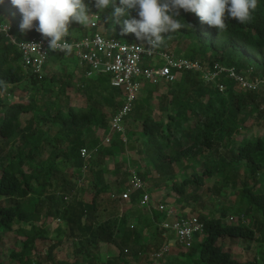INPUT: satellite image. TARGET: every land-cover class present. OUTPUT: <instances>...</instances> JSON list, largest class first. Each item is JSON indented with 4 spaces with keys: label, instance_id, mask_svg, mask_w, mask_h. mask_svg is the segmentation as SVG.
Here are the masks:
<instances>
[{
    "label": "trees",
    "instance_id": "obj_1",
    "mask_svg": "<svg viewBox=\"0 0 264 264\" xmlns=\"http://www.w3.org/2000/svg\"><path fill=\"white\" fill-rule=\"evenodd\" d=\"M116 3L120 6L119 0ZM89 8L90 18L96 17L94 31L123 42H145L134 33H124V17L111 19V8L102 12L91 4ZM129 11L139 19L137 9ZM21 19L10 0L0 2V24L8 23L11 35L20 40L40 34L35 28L22 33ZM178 19L186 26L164 34L158 49L198 58L202 66L219 61L249 78L264 76V0H258L250 22L229 20L227 31L220 34L195 13L181 9ZM87 33L88 24L73 21L67 37ZM67 58L77 63L70 53L50 51L44 68L49 63L52 67L66 65ZM69 70L64 76L61 71L48 74L47 70L38 77L22 65L21 53L10 39L0 34V241L13 229L20 236L0 264H126L127 258L146 256L168 241L158 237L163 232L160 228L151 236L156 246L150 248L124 223L125 211L138 202L141 190L123 199L127 171L119 166L106 173V156L116 157L115 148L134 152L130 163L148 190L174 194V206L180 213L195 214L203 224L188 249L174 253L181 249L176 242L180 248L170 246L161 264H263L260 256L239 260L219 240H257L264 258V131L253 134L243 130L241 122L247 114L264 121L260 109L264 87L248 90L226 79L225 89L219 91L194 71H184L166 83V93L161 94L157 93L159 85L143 81L145 94L125 117V121L131 117L139 131L132 130L126 144L112 133L109 145L86 160L80 148L96 145L108 132L123 92L111 85L110 73L87 76L82 68L76 89L84 102L73 105L67 91L74 85ZM16 89L26 90L25 95L16 96ZM150 109H157L160 116H153ZM23 113H30L24 124L20 120ZM90 128L96 135L89 140ZM66 162H70V171ZM225 191L235 197V204H221L219 213L207 209ZM229 211L237 217L231 223L225 219ZM159 212L152 209L146 219L159 222L164 217ZM45 218L62 220L57 235L50 237ZM139 221L144 222L141 216ZM124 224L127 229L121 230ZM62 243H68V251L58 257ZM107 243L116 246L118 255L100 258L101 245Z\"/></svg>",
    "mask_w": 264,
    "mask_h": 264
},
{
    "label": "built area",
    "instance_id": "obj_2",
    "mask_svg": "<svg viewBox=\"0 0 264 264\" xmlns=\"http://www.w3.org/2000/svg\"><path fill=\"white\" fill-rule=\"evenodd\" d=\"M8 25V23L0 24V34H5L20 51L22 65L29 67L34 74L41 77L49 52L52 51L48 47V39L44 38L42 34L16 39L9 33L10 26L7 30ZM96 25V17H92L88 24L90 32L87 35L80 38L65 37V40L71 45L70 54L75 56L87 76L101 71L110 73V83L122 89L123 100L117 112L110 118L108 132L102 136V139L96 145L80 148V155L86 160L96 155L101 146L110 143L112 133H117L123 144L127 143L125 117L132 111L144 82L156 85L166 84L176 80L184 71H194L199 73L205 82L214 84L219 91L225 89L226 79L233 80L239 87L248 90H258L264 87V76L249 78L234 67L220 62L202 66L198 58L177 55L169 50L151 49L146 42H123L114 36L105 37L99 31L93 30ZM53 52L69 54L60 50ZM145 60L146 63H143ZM260 109L264 113V104L260 106ZM128 162L124 167L127 171V186L122 191L121 197L129 199L130 193L140 189L137 205L149 212L156 209L164 214L163 219L158 223L159 227L163 229V235L170 231L176 242L183 248H188L194 233L202 231V222L195 214L183 215L172 204L154 201L136 167ZM85 167L84 164L82 171ZM78 181H81V178ZM236 219L237 217L232 214L226 217L228 223L234 222ZM57 220L59 219L57 218ZM170 246V242L165 243L160 249L153 251L150 257L161 258L169 251Z\"/></svg>",
    "mask_w": 264,
    "mask_h": 264
},
{
    "label": "clouds",
    "instance_id": "obj_3",
    "mask_svg": "<svg viewBox=\"0 0 264 264\" xmlns=\"http://www.w3.org/2000/svg\"><path fill=\"white\" fill-rule=\"evenodd\" d=\"M10 2L21 13L19 28L22 33L35 28V31L48 39L50 50L67 53L71 52V45L65 40L69 34V25L73 21L82 26L89 24L92 18L89 15L90 4L101 12L111 8V19L115 21L124 17L123 32L134 33L138 40L145 41L151 49L158 48L164 43V34L186 26L178 19L181 9L195 13L201 22L216 28L220 34L227 31L229 20L234 19L241 24L250 22L253 12L258 7V0H119L120 6H117L116 0H89L87 4L85 0H10ZM131 9H137L139 19L131 15L129 11ZM34 21H38V24L34 25ZM8 27L9 25L7 30ZM187 27L193 26L187 24ZM35 45L40 47L38 44ZM171 52L176 53L173 49ZM181 248L185 249L182 246ZM152 252L146 255L151 262L155 260L150 257Z\"/></svg>",
    "mask_w": 264,
    "mask_h": 264
},
{
    "label": "rangeland",
    "instance_id": "obj_4",
    "mask_svg": "<svg viewBox=\"0 0 264 264\" xmlns=\"http://www.w3.org/2000/svg\"><path fill=\"white\" fill-rule=\"evenodd\" d=\"M188 41H185V44H187ZM66 65L63 62V64H61L60 66L56 65L55 66H51V64L49 63L48 65L45 66L43 72L47 73V70L49 71L48 74H51L52 72H56L58 73L59 71H61V75L67 73L65 72V70H69L73 73V82L74 85H71L67 88V91L70 95V101L71 104L73 105H82L83 104V95L76 89V84L78 83V75H80L81 71L80 69H82L83 67H81L78 63H76V60L73 58H67L66 59ZM78 66H80V69L78 68ZM73 69V70H72ZM76 75V76H75ZM64 76V75H63ZM158 92L159 94L161 93H166L167 90V84H160L158 86ZM26 90H21V89H16L15 94L16 96L20 97L25 95ZM145 94V90L141 89L139 92V96H142ZM155 97L157 96L156 94L154 95ZM151 110V114L153 116H155L156 118H158L160 116V112L157 111V109H150ZM132 112V111H131ZM30 113H23L20 116V120L22 122V124H24V122L26 121V119L29 117ZM242 127L243 130L247 129V131H250L251 133H256V134H262V132L264 131V121L261 120L259 117H256L255 115H251V114H247L245 115L242 119ZM124 125H125V130H126V136L128 137V139L132 136V134H130V132L134 129L138 130V126L135 123V121L130 117L128 118L126 121H124ZM89 129V128H88ZM92 128H90V133H87V139H91L94 137V135H96V130H91ZM139 131V130H138ZM137 131V132H138ZM90 135V136H89ZM118 138V137H117ZM109 145V144H107ZM119 149V148H118ZM117 155L116 157H110V156H106L105 159V163L103 165V167H105L106 169V173L108 174L109 169H113L114 167H119L121 166V169L123 170L125 167L126 162H128V160H132L133 157H135L134 152L132 150H128L125 151V153L120 152V150H114ZM128 153V155H127ZM137 157V156H136ZM135 159V158H134ZM130 163V162H128ZM118 164V165H117ZM66 168L67 170L70 171V169L72 168L70 165V162H66ZM127 166V164H126ZM111 177V176H110ZM109 177V178H110ZM111 179H113L111 177ZM127 179V177H126ZM151 187V186H150ZM149 194L152 196V198L154 199V201L156 202H165V203H169L172 205H175L174 203V197L175 195L172 193H166L165 190L163 189H159V190H148ZM226 193H224V195H222L217 201L209 202L207 209L213 208L215 213H219L221 211L220 205L221 204H225L227 206L232 207L235 202L234 196H231L229 194V191H225ZM178 209V208H177ZM126 214V221L124 223H126L127 228H130L131 230H134L135 235L138 237L139 241H145L143 243H148L150 244V248H154L156 245H154V243L152 242V235H154L157 231V228L160 230L159 225L154 224V222L152 220H148L146 218L149 217V212L146 211V209L141 208L136 204L132 205L131 207H128L127 211H125ZM147 214V217H145V215ZM231 214V212L229 211L227 213V215ZM139 216H141L144 220V222H140L139 221ZM151 219V217H150ZM153 219V218H152ZM146 220H148L149 222H147ZM153 223H152V222ZM45 225L47 226V230L48 233L51 236H55L57 235V228L62 226L63 222L62 220H57V218H45L44 221ZM133 225V226H131ZM125 226V224L123 225V227L121 228V230L127 229ZM136 229H135V228ZM153 233V234H152ZM159 234V238L160 240L163 238V240L168 239V241L172 242L173 244H171V246L174 244L176 245V242L174 241V235L169 231L166 232V235H162L160 233ZM20 238V236H18L16 234L15 229L7 232L3 238L0 241V260L4 259L7 254L9 253V250L11 249V247L14 245V243L16 241H18V239ZM49 242V241H48ZM219 243L224 247L225 250L230 251V253L238 258L239 260H252L253 258H256L258 256H260L259 261L261 263L264 264V258L262 257V255H260L261 253L259 252L260 249V245L258 243L257 240H245V239H239V238H230V237H223L222 239L219 240ZM152 245V246H151ZM178 246V245H176ZM178 248H180L178 246ZM101 253H100V258H105L107 257V255H118V249L116 248V246L112 245V244H102L101 245ZM58 252V257H64V255H66L65 253L68 251V243H62L59 248H57ZM185 249H175L174 253L178 252H184ZM152 251V250H151ZM45 252V249L43 250V253ZM143 253V252H142ZM169 254L164 255L161 258H156L153 262H147L146 264H161V262L163 260H165L166 257H168ZM149 256V255H148ZM142 257V256H141ZM145 257V256H143ZM181 257L183 258V255H181ZM106 259V258H105ZM133 258H131L132 261ZM137 258L133 259L136 261ZM138 261V260H137ZM181 261V260H180ZM130 264H135L134 262L130 263Z\"/></svg>",
    "mask_w": 264,
    "mask_h": 264
},
{
    "label": "crops",
    "instance_id": "obj_5",
    "mask_svg": "<svg viewBox=\"0 0 264 264\" xmlns=\"http://www.w3.org/2000/svg\"><path fill=\"white\" fill-rule=\"evenodd\" d=\"M159 212V211H158ZM180 212V211H179ZM160 213V212H159ZM161 214V213H160ZM149 220H152L153 222H154V224H156V225H158V223L155 221V220H153V219H149ZM147 222H149L148 220H147ZM157 231L159 232L160 230L157 228ZM141 242H145L144 240L143 241H141ZM170 243L171 244H173L171 241H170ZM131 258L132 257H129V258H127V262H126V264H130L131 262L133 263H135V264H146L147 262H150L151 261V259L149 258V257H147V256H145V257H135V258H137L136 259V261L135 260H133L132 259V261H131ZM134 258V259H135ZM138 260V261H137Z\"/></svg>",
    "mask_w": 264,
    "mask_h": 264
}]
</instances>
